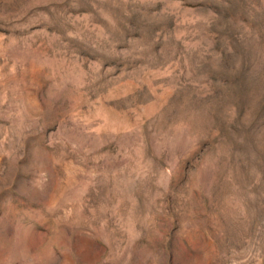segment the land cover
Here are the masks:
<instances>
[{
    "label": "rangeland",
    "instance_id": "1",
    "mask_svg": "<svg viewBox=\"0 0 264 264\" xmlns=\"http://www.w3.org/2000/svg\"><path fill=\"white\" fill-rule=\"evenodd\" d=\"M0 264H264V0H0Z\"/></svg>",
    "mask_w": 264,
    "mask_h": 264
}]
</instances>
